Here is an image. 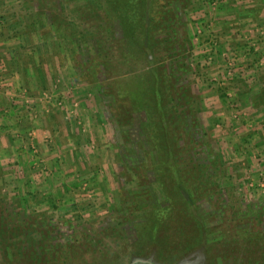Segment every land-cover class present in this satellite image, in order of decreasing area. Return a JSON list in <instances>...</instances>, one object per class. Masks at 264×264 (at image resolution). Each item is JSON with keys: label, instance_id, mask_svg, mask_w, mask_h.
<instances>
[{"label": "rangeland", "instance_id": "obj_1", "mask_svg": "<svg viewBox=\"0 0 264 264\" xmlns=\"http://www.w3.org/2000/svg\"><path fill=\"white\" fill-rule=\"evenodd\" d=\"M91 3L0 0V264H264V0Z\"/></svg>", "mask_w": 264, "mask_h": 264}, {"label": "trees", "instance_id": "obj_2", "mask_svg": "<svg viewBox=\"0 0 264 264\" xmlns=\"http://www.w3.org/2000/svg\"><path fill=\"white\" fill-rule=\"evenodd\" d=\"M93 3H91V4H89V5H87L88 7H90L91 9L93 8V4H95V2L97 3V4H101V1H102V4H104V5H107L108 4V2H109V0H91ZM146 3H147V0H145V1H143V0H139V3H138V1L137 0H127V4L130 6V7H132V12H134L135 13V15H133V13H131L130 15H127L124 11H114V13L117 15V18H118V20L119 21H122V19L125 21V22H131V23H133V22H135L136 20L133 18V16H136V15H138L137 14V12L139 11V9H140V7H138L137 5H141V4H145L146 5ZM144 10L145 11H143L142 13H141V15H142V22H143V24L144 25H148V23L149 22H151L152 21V19H154V17H153V13H152V11L151 10H148V9H146V7L144 8ZM103 11H105L106 12V14L108 13V10H106V9H104ZM151 13H150V12ZM137 17V16H136ZM98 19H100V20H102L103 18H99V17H97ZM105 20V19H104ZM133 20H135V21H133ZM124 22V23H125ZM109 26L104 30V31H102V28L101 27H103V25L101 24V23H99V22H97V21H92V23L90 24V28H89V32H91V34L92 35H94V34H97V33H99V34H101L102 32L104 33L106 30H107V32L106 33H108V35L110 36V37H112L113 38V40H114V38H115V34H116V32H115V30H114V28H113V24L112 23H110V24H108ZM88 26V25H87ZM145 29L147 30V27H145ZM145 30V34H146V31ZM143 33V32H142ZM135 38H137V40H132V42L130 41L129 43H131L132 45H134V44H136V48H137V50L135 49L134 50V52L133 51H131L126 57H125V59H124V62L126 61V63L127 64H129V65H134V64H137L138 63V61H140L141 59H143L144 57H148L149 58V56H150V54H153V50H152V47L149 45V44H146V42H144V41H140L139 42V38L138 37H135ZM95 42L94 43H96V45L97 46H99V47H101L103 44H105L106 42H104V41H102L101 39H99V38H96L95 40H94ZM107 44V43H106ZM107 47H104L103 49H107L108 48V46H109V49H110V44H107L106 45ZM112 47H114V46H112ZM108 50H106L105 51V54H104V57H107L108 55L107 54H110V53H108L107 52ZM114 59V58H113ZM150 59V58H149ZM151 61H152V59H150ZM121 62V61H120ZM156 84H159V82L158 81H156ZM192 104V103H191ZM190 107H189V112H191L192 110H191V108H192V106L191 105H189ZM193 109V108H192ZM186 112H188V110L186 111ZM192 113V112H191ZM163 118H164V116H163ZM164 139H165V141L167 142V139H166V137H164Z\"/></svg>", "mask_w": 264, "mask_h": 264}, {"label": "water", "instance_id": "obj_3", "mask_svg": "<svg viewBox=\"0 0 264 264\" xmlns=\"http://www.w3.org/2000/svg\"><path fill=\"white\" fill-rule=\"evenodd\" d=\"M138 261H140V260H136V261H134L132 264H136V262H138Z\"/></svg>", "mask_w": 264, "mask_h": 264}]
</instances>
